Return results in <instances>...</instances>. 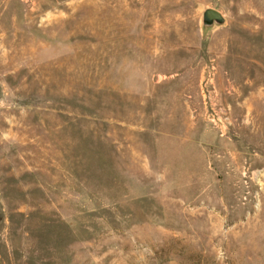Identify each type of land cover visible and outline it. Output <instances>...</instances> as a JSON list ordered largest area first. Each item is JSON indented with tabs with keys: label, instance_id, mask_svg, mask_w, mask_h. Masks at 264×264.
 I'll list each match as a JSON object with an SVG mask.
<instances>
[{
	"label": "rangeland",
	"instance_id": "obj_1",
	"mask_svg": "<svg viewBox=\"0 0 264 264\" xmlns=\"http://www.w3.org/2000/svg\"><path fill=\"white\" fill-rule=\"evenodd\" d=\"M0 264H264V0H0Z\"/></svg>",
	"mask_w": 264,
	"mask_h": 264
},
{
	"label": "water",
	"instance_id": "obj_2",
	"mask_svg": "<svg viewBox=\"0 0 264 264\" xmlns=\"http://www.w3.org/2000/svg\"><path fill=\"white\" fill-rule=\"evenodd\" d=\"M226 25L223 14L213 8L206 7L202 10L199 18V28L203 37Z\"/></svg>",
	"mask_w": 264,
	"mask_h": 264
}]
</instances>
